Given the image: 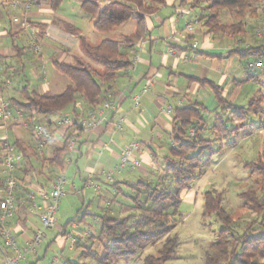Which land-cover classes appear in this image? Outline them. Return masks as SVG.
<instances>
[{
  "label": "crops",
  "instance_id": "obj_1",
  "mask_svg": "<svg viewBox=\"0 0 264 264\" xmlns=\"http://www.w3.org/2000/svg\"><path fill=\"white\" fill-rule=\"evenodd\" d=\"M83 1L64 0L57 9H52L48 0H0V65L4 68L6 77L9 72H13L9 86L3 81L0 82V99L8 103L11 110L9 129L12 123L15 124V128L11 129L13 140L6 142L15 144V151L21 152L22 156L15 170L18 188L15 194L14 215L8 223L19 246H25L40 227L39 207L42 205L40 191L49 189L55 176L65 174L71 166L75 165L77 169L73 172L72 179L66 177L65 195L56 214V226L46 231L48 235L46 234L45 240L34 251L28 253L20 264H40V259L45 257L52 244L59 242L60 236L65 240L62 242H69V250H73L75 243L80 245L85 237L79 233L72 236L66 232V227L69 225L68 221L76 215H73L76 203L84 205L85 189L94 192L92 200L88 201L86 206L96 204V209L100 212L91 214H107L121 218L133 213L131 200L123 195L130 194L128 187L130 184L140 180L154 181L150 179L149 173L159 176L160 167L156 164L155 150L163 149L161 142L171 130L174 107L179 102L186 103L185 101L203 104L199 92L204 87L198 83V80L203 79L220 85L228 101L235 104L239 88L246 80H240L244 75L239 79V74H229L228 64L232 57H218L223 54L220 52L223 47L222 37L214 35L215 38H219L216 44L213 35L205 32V27L196 16L194 20L182 22L183 15L190 16L189 9L183 8V5L189 4L192 11L197 6L195 0H166L162 5H153L151 13L142 14L144 34L133 47L126 49L129 67L119 73L109 92L98 98L99 103L95 109L97 113L102 102L109 96L116 102L117 109L114 113L108 114L107 121L89 130L76 129L73 126L58 127L59 119L67 116L76 118L73 112L82 111L81 100L76 103L74 111L70 107L46 116L34 113L25 116L14 106L15 102H24V88L38 94H58L69 85L68 82L61 85L62 79L59 77L54 79V84L50 83L47 71L53 67L54 61L73 63L76 59L89 60L82 51L80 39L84 38L90 42L84 36V29L87 23L92 26L94 17L82 11L80 5ZM14 18L25 20L28 26L22 28L13 22ZM133 19L134 17H131L127 21ZM130 26L133 29L130 34L132 35L136 26L135 19L134 24ZM248 35L240 37L239 44L234 42L233 45H225L226 49L229 50L235 45L240 48L255 46L257 40L253 41ZM33 43L39 47L37 54L32 51ZM194 43L195 48L192 47ZM189 50L195 54L190 55ZM31 55L35 56L34 60L31 59ZM29 77L35 80L34 83L29 82ZM191 77L196 80H190ZM258 80L260 76L253 81ZM58 85L61 90L51 92V89L57 88ZM145 85H149V88L140 95V106L134 107L132 97L140 94L139 91ZM224 88L231 89L232 94L228 96ZM182 94L186 96L183 97ZM206 112L204 119L211 123L218 108L211 110L207 108ZM119 119H123L122 128L116 129L114 123ZM4 126L7 127V123ZM16 126L29 131L30 139L22 136ZM33 127H38L51 135L50 141L43 148L38 146L32 132ZM71 132L72 150H68L64 167L60 169L53 159L64 138ZM133 141L139 144V150L134 156L139 159L140 166L135 169L128 167L121 169L118 167L120 151ZM2 153L3 151L0 152ZM79 164H86L85 176L80 185L76 183ZM134 170L136 173L131 179L129 175ZM107 176L112 179L109 181ZM114 183L118 184L121 194L116 191ZM29 195H33V198L29 199ZM68 195L74 197L73 206L66 208L63 201L65 202ZM61 209L63 216L66 217L63 224L59 223L62 217L59 214ZM79 211L80 209L76 210ZM70 215L73 216L67 220ZM97 224L100 231L99 221ZM70 226L77 229L75 222ZM58 227L59 231L56 230ZM71 238H74V245ZM2 262L0 256V264ZM59 262L65 264L64 257L60 256L56 263Z\"/></svg>",
  "mask_w": 264,
  "mask_h": 264
},
{
  "label": "trees",
  "instance_id": "obj_2",
  "mask_svg": "<svg viewBox=\"0 0 264 264\" xmlns=\"http://www.w3.org/2000/svg\"><path fill=\"white\" fill-rule=\"evenodd\" d=\"M48 1L52 9H57L63 0ZM165 1L84 0L80 7L84 13L94 17L92 28L96 32H112L134 17L136 22L134 33L125 36L122 41L103 39L95 44L81 38L80 46L88 61L76 59L73 63L53 62L54 69L69 80V85L58 94H38L24 88V102H15V108L21 110L25 116H31L32 113L46 116L70 107L74 111L76 103L81 100L82 111L73 112L76 118L94 112L100 95L108 93L119 73L127 70L130 65L126 49L133 47L144 34L142 14L151 13L153 5H162ZM195 2L197 6L205 5L198 18L205 27V32L226 35L231 39L243 37L247 32L245 19H257L264 10V0H195ZM225 16L232 20L226 22L223 19ZM257 30L259 32V29H256V33ZM222 56L254 58L253 61L247 60L244 69L248 76L243 82L257 80L264 74V44L244 48L235 45L218 57ZM198 83L202 87L208 86L213 92L218 108L215 118L211 123L204 119L207 109L201 103H183L174 107L171 130L168 133L169 149L167 155L163 157L157 180H140L130 184L128 186L130 194L123 195L131 200L133 213L121 218L107 214H91L100 224L97 237L101 242V251L91 254L96 264H114L119 259H132L147 247L156 246L161 239L164 241L156 254L145 256L142 259L143 264H167L174 259L179 238L176 234L170 233L179 222V194L191 188L196 177L200 176L202 170L212 162L214 154L221 150L220 145L216 151L213 149L216 140L214 136H217L218 141L231 140L229 143L231 146H234L232 141L234 138L249 136L252 121L248 122V118L259 113L263 97L250 98L246 106H238L228 101L220 85L206 79L198 80ZM72 135L73 132L64 138L53 159L60 169L64 167L65 157L69 154L68 145ZM2 143L0 142V152L3 151ZM10 145L15 148V144ZM2 160L3 153L0 154V171ZM244 168L250 175H257L260 178L262 193L261 196L256 191L241 194L244 204L255 213V218L245 225L242 233L234 231L230 215L222 206L220 193L206 191L202 194L204 214L214 215L221 224L216 234V242L210 246V252L205 254V264H264V148L254 161L246 162ZM113 185L116 186L118 194H121L118 184ZM4 187L5 180L0 172V198ZM17 188L18 181L16 190ZM75 221L80 222L81 219L74 217L68 224ZM65 264L77 263L67 259Z\"/></svg>",
  "mask_w": 264,
  "mask_h": 264
},
{
  "label": "rangeland",
  "instance_id": "obj_3",
  "mask_svg": "<svg viewBox=\"0 0 264 264\" xmlns=\"http://www.w3.org/2000/svg\"><path fill=\"white\" fill-rule=\"evenodd\" d=\"M183 6V8L189 9L190 16L183 15L182 22L190 19L194 20L195 16L196 18H199L203 12V4L196 6L192 9V11L189 4H185ZM223 19L226 22L232 20L227 16ZM245 20L247 29L246 34H249L248 37L252 38L253 41L257 40L255 43L256 45L264 44V10L259 18H246ZM133 24L134 19L116 27L112 32L100 34L87 23L84 29V36L92 44L99 42L102 38L121 41L125 36L132 33L133 29H131L130 25ZM256 29H259V32L257 30L256 33ZM217 36L223 38V47L221 48L222 51H220L222 53L227 50V45H233L234 42L239 44V40L241 39L239 37L236 39L227 38V36H223L222 34H218ZM215 37L216 36L213 35V41L218 44L219 38L217 39ZM189 54L194 55L195 53L192 50H189ZM34 57L35 56L31 55L32 60H34ZM230 59V64H228L229 74H239V79L241 78L240 76L244 75V78L240 80L247 79L248 73L245 71L244 67L247 60L253 61L254 58L243 59L238 56H232ZM240 72H242L241 75ZM47 74L48 78L51 79L50 83L52 82V84H54V79L57 77L62 79L60 83L61 85H63L64 82L70 83L65 76L56 72L53 67L49 68ZM34 81L35 80L33 78L29 77L30 83H34ZM224 89L228 96L233 92L231 89ZM59 90H61L60 85H58L57 88L54 87L51 89V92L56 93L59 92ZM199 95L206 109L208 108L211 110L216 107V101L211 89L204 87L200 90ZM3 96H5V94ZM182 96L184 97L186 95L182 94ZM259 96L263 97L260 111L259 113L250 115L248 118V122L252 121V126L249 128V136L245 138H234L232 140L234 141V146L229 144L231 140L221 139L218 141L217 136H214L216 140L214 142L213 149L216 151L218 145H220L221 150L214 154L212 162L202 170V174L200 176L196 177L191 184V188L179 194V222L170 233V235L176 234L178 236L179 243L176 250V257L170 260L167 264H205V254L206 252H210V246L214 245L216 242V234L218 229L221 227V224L214 215L204 214L202 199V194L204 192L211 191L221 194L222 206L230 215L233 222V229L234 231H237V233H242L245 229V225L255 218V213L249 210V208L244 204V201L241 199V194L244 192L250 194L251 192L254 193L256 191L258 195L260 194L261 196L262 193L260 191L259 184L260 178L257 175H250V173L244 168V164L249 161H254L264 148V74L260 75V80H258V82L250 80L243 82L239 88L235 101L236 105L246 106L250 98H257ZM185 102L187 103V101ZM205 113L207 112L205 111ZM8 125L9 123H7V128L4 126L3 122L0 121V142L13 140V133L11 132V129L15 128V124L12 123L10 129ZM16 128L19 129L22 136L26 137L28 140L30 139L29 131L24 130L21 126H16ZM161 143L163 145V149L155 150L157 155L156 164L158 167L162 165L163 157L168 153L169 137L167 136ZM85 167L86 164L78 165L79 171H77L76 177V183L78 185H80L84 179ZM76 170L75 165L71 166V168L65 172L67 179H72L73 172H76ZM135 173V170L131 172L129 175L131 179ZM149 175L151 180H157L155 173H149ZM115 177L116 176H114V178ZM93 193L94 192L92 190L85 189L83 197L85 202L84 205L82 206L80 203H76L73 208V215L76 214L75 217H77V219H81L80 222L75 221L77 229H73L70 226L71 223L66 227L67 233L69 232L72 236L79 233L81 236H84L85 239H82L81 243L79 242L80 245H76L75 243L73 250H69V242H62L65 240L60 236L59 242L52 244L47 250L45 257L40 259V264H55L51 263L52 258L60 256L64 257L65 260L68 259L77 264H96L91 254L99 253L101 251V243L98 241L97 237L99 234V227L97 224L98 219L93 217L91 213L99 214L100 212L96 209V204H91L89 207L86 206L87 202L92 200L94 195ZM73 198V196L68 195L65 202L63 201V206L66 208L73 206ZM77 209H80V211L76 212ZM59 214L62 216L59 223L62 222L63 224L66 217L63 216L62 209ZM73 215L67 217V220ZM56 230L59 231V227L56 228ZM46 234L48 235V232H46ZM163 241L164 239H161L156 246L147 247L138 256L132 259H119L114 262V264H143L142 259L147 255L156 254L157 249ZM83 252H88L90 254L83 255ZM56 264L63 263L59 262Z\"/></svg>",
  "mask_w": 264,
  "mask_h": 264
},
{
  "label": "built area",
  "instance_id": "obj_4",
  "mask_svg": "<svg viewBox=\"0 0 264 264\" xmlns=\"http://www.w3.org/2000/svg\"><path fill=\"white\" fill-rule=\"evenodd\" d=\"M13 22L17 25L25 28L28 26L25 20L13 19ZM189 27V26H188ZM195 48L196 44H192ZM32 50L34 53L39 52L37 44H32ZM252 66V64H249ZM259 66V64H256ZM13 76V72H9L6 77L4 68L0 65V82H4L9 86L10 78ZM149 88V85H145L139 91L140 94L132 97V103L134 107L140 106V95L145 93ZM181 105V102L178 103ZM117 109L116 102L109 96L106 98L98 111L90 112L85 117L73 118L64 117L57 121V126H73L76 129H93L95 126L108 120V114L114 113ZM20 116L21 113H18ZM0 120L8 123L11 120V110L8 103L0 99ZM123 119H119L114 123L116 129L122 128ZM32 132L39 148H43L51 139V135L48 132L41 130L38 127H33ZM192 134V130L190 131ZM3 148V160L1 167V174L5 180V187L1 193L0 198V256L3 259L2 264H20L24 261L26 255L31 251H34L46 238V231L52 230L56 226V214L59 209L60 201L65 195L66 176L60 173L55 176L51 186L47 190H41L39 193L42 205L39 207V222L40 227L34 232L33 237L25 246H19L16 236L9 227V220L14 215L15 206V191L17 186V180L15 178V170L20 163L22 156L16 152L14 147L6 141L2 143ZM68 150H72V141H69ZM139 150V144L135 141L131 142L126 147L122 148L119 154L118 167L119 168H131L135 169L140 166V161L134 156V153ZM110 181L112 178L107 176ZM29 199L33 198V195L28 196ZM74 238H71V243L74 245ZM59 257H54L51 263H56Z\"/></svg>",
  "mask_w": 264,
  "mask_h": 264
}]
</instances>
